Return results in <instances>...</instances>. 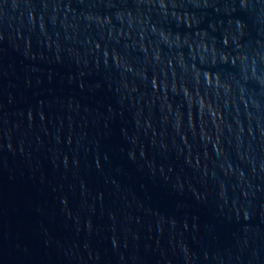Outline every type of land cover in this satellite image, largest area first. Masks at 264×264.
<instances>
[{
    "label": "water",
    "instance_id": "95a60500",
    "mask_svg": "<svg viewBox=\"0 0 264 264\" xmlns=\"http://www.w3.org/2000/svg\"><path fill=\"white\" fill-rule=\"evenodd\" d=\"M0 264H264V0H0Z\"/></svg>",
    "mask_w": 264,
    "mask_h": 264
}]
</instances>
